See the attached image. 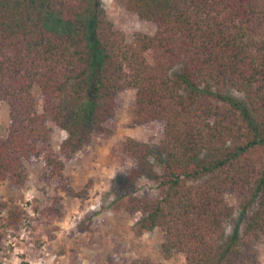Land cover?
Returning <instances> with one entry per match:
<instances>
[{"label":"trees","instance_id":"1","mask_svg":"<svg viewBox=\"0 0 264 264\" xmlns=\"http://www.w3.org/2000/svg\"><path fill=\"white\" fill-rule=\"evenodd\" d=\"M125 6L153 21L155 33L128 40L99 0H0V100L9 109L0 182L22 186L25 162L41 159L56 188L70 193L62 157L71 159L94 135H110L118 94L130 89L132 125L156 122L162 138L155 148L131 136L120 143L133 165L114 188V201L140 214L139 232L159 228L164 250L182 253L186 264H258L264 0H125ZM49 121L66 133L60 152L50 144ZM144 176L155 183L154 196L136 195ZM57 202L43 213L59 216ZM21 214L0 216V239Z\"/></svg>","mask_w":264,"mask_h":264},{"label":"rangeland","instance_id":"2","mask_svg":"<svg viewBox=\"0 0 264 264\" xmlns=\"http://www.w3.org/2000/svg\"><path fill=\"white\" fill-rule=\"evenodd\" d=\"M114 26L130 40L137 32L153 35L156 24L141 19L126 9L125 0H99ZM60 28V25H57ZM151 61V54H147ZM38 95V90L33 89ZM237 98L241 94L234 92ZM134 92L123 90L118 94L115 120L110 135H94L91 141L71 159L62 157L65 173L70 179L71 192L57 189L54 179L42 160L25 162L26 181L15 186L0 182V216L8 210L22 211L16 227L7 228L0 239V264H119L147 259L162 264H186L179 252L167 253L163 248V232L159 228L139 232L135 223L140 214H130L116 203L114 188L122 186L133 161L120 152V143L126 137L145 141L155 148L162 138L158 123L132 125L134 119ZM9 125V109L0 100V134ZM51 128V146L60 152L66 133L54 122ZM159 169V164L154 165ZM115 180V181H114ZM137 196H154L156 185L146 176L136 182ZM231 204L235 196L228 195ZM61 208L59 216H47L43 209L55 204ZM232 231V224L227 227ZM258 264H264V237L254 243Z\"/></svg>","mask_w":264,"mask_h":264}]
</instances>
